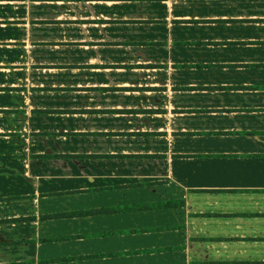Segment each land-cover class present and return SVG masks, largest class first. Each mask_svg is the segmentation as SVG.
<instances>
[{"label":"crops","instance_id":"obj_1","mask_svg":"<svg viewBox=\"0 0 264 264\" xmlns=\"http://www.w3.org/2000/svg\"><path fill=\"white\" fill-rule=\"evenodd\" d=\"M0 264H264V0H0Z\"/></svg>","mask_w":264,"mask_h":264}]
</instances>
